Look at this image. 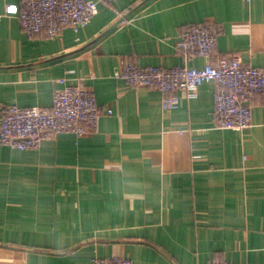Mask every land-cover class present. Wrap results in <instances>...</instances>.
<instances>
[{
    "label": "crops",
    "instance_id": "0c3cea01",
    "mask_svg": "<svg viewBox=\"0 0 264 264\" xmlns=\"http://www.w3.org/2000/svg\"><path fill=\"white\" fill-rule=\"evenodd\" d=\"M22 0H0V116L4 106L48 107L81 83L103 114L96 130L33 149L0 144V264H264V95L252 126L212 122L215 86L177 91L116 77L127 64L202 68L237 54L264 70V0H115L78 31L25 33ZM220 26L210 57L184 59L181 33ZM112 109V114L105 111Z\"/></svg>",
    "mask_w": 264,
    "mask_h": 264
},
{
    "label": "built area",
    "instance_id": "2783aa9c",
    "mask_svg": "<svg viewBox=\"0 0 264 264\" xmlns=\"http://www.w3.org/2000/svg\"><path fill=\"white\" fill-rule=\"evenodd\" d=\"M115 0H22L10 6L5 14L15 15L21 29L28 35L56 37L65 28L78 31L86 27L98 13L99 5H111ZM249 1V0H245ZM221 28L196 24L181 33L176 46L184 59L210 57ZM116 77L127 86L147 87L167 94L161 100L166 110L178 107L177 91L193 96L203 83L215 86L212 122L220 129L242 131L252 126V100L264 95V70L244 63L239 55L219 56L202 68L179 65L163 68L127 64ZM112 114V109L105 111ZM103 114L93 91L81 83L67 85L56 91L48 107L23 108L11 104L2 107L0 144L21 150L39 147L43 141L59 134L78 137L96 130ZM91 264H132L120 255L95 257ZM208 264H230L213 259Z\"/></svg>",
    "mask_w": 264,
    "mask_h": 264
}]
</instances>
